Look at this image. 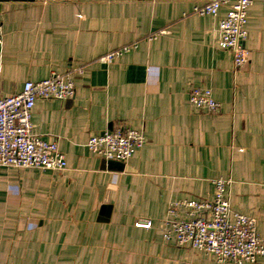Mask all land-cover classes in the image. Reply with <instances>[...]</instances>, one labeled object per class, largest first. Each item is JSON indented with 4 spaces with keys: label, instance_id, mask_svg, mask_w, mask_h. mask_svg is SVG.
<instances>
[{
    "label": "crops",
    "instance_id": "1",
    "mask_svg": "<svg viewBox=\"0 0 264 264\" xmlns=\"http://www.w3.org/2000/svg\"><path fill=\"white\" fill-rule=\"evenodd\" d=\"M207 1L0 0V97L53 71L76 84L73 98H39L32 112L66 169L0 165V264H220L162 232L172 203L211 200L220 177L264 237V0L249 8L250 63L237 71L219 46L227 8L193 11ZM196 87L212 90L220 112L191 104ZM118 126L146 136L131 159L88 149Z\"/></svg>",
    "mask_w": 264,
    "mask_h": 264
},
{
    "label": "built area",
    "instance_id": "2",
    "mask_svg": "<svg viewBox=\"0 0 264 264\" xmlns=\"http://www.w3.org/2000/svg\"><path fill=\"white\" fill-rule=\"evenodd\" d=\"M252 4L253 0H208L193 10L202 16H217L222 7L227 8L226 15L219 22V46L232 53L236 71L246 69L250 63L251 52L246 40L249 35L248 11ZM128 50L129 46H124L105 58L112 61ZM75 71L82 73L83 69L76 68ZM75 94L73 72L53 71L45 79L25 82L18 93L0 97V165L66 169V156L58 144L34 133L32 112L39 98L65 100ZM190 102L212 113H218L222 108V103L214 98L209 88H193ZM145 143L143 131L118 126L92 136L87 147L107 160L127 162ZM232 182L231 178L212 179L215 191L211 200L185 199L172 203L162 224L164 238L174 239L180 247L213 253L220 264L227 260L237 264L257 262L259 256L264 255V237L258 233L255 217L233 209L230 200ZM151 225L152 221L148 219L137 222L139 227Z\"/></svg>",
    "mask_w": 264,
    "mask_h": 264
}]
</instances>
